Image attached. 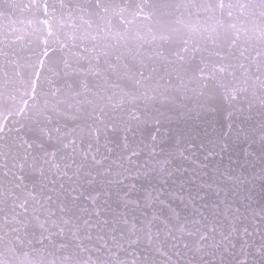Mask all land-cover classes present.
Listing matches in <instances>:
<instances>
[{
	"label": "snow or ice",
	"instance_id": "1",
	"mask_svg": "<svg viewBox=\"0 0 264 264\" xmlns=\"http://www.w3.org/2000/svg\"><path fill=\"white\" fill-rule=\"evenodd\" d=\"M215 100L264 160V0H0V264H264L256 173L155 134Z\"/></svg>",
	"mask_w": 264,
	"mask_h": 264
},
{
	"label": "water",
	"instance_id": "2",
	"mask_svg": "<svg viewBox=\"0 0 264 264\" xmlns=\"http://www.w3.org/2000/svg\"><path fill=\"white\" fill-rule=\"evenodd\" d=\"M231 112V115L229 114ZM159 133H155V127L145 130L143 135L148 136L152 133L165 138L164 146L170 143L174 144L178 136L191 140L195 144H205L208 148L212 147L211 141H228L230 149L219 156L209 157L211 161L209 168L213 169L219 165L222 169L228 168L232 161L243 164L244 168H239L237 164H232L236 168L237 174L241 172L245 176H251L254 172L257 175L256 190L264 184V180L259 179L260 169L264 168V160L261 159L260 145L245 142L241 136L236 140V133L242 130H251L254 125L253 121L248 120L246 114L232 112L227 103L222 100H215L205 108H198L195 102H190L187 107H175L171 110L165 106L160 108ZM229 135L226 136L225 134ZM259 135V132L256 133ZM231 137V139H229ZM246 153L250 155L246 156ZM202 159V157H201ZM255 165V167H253ZM264 203L257 197L254 206Z\"/></svg>",
	"mask_w": 264,
	"mask_h": 264
}]
</instances>
